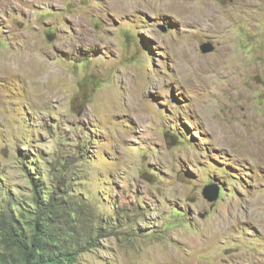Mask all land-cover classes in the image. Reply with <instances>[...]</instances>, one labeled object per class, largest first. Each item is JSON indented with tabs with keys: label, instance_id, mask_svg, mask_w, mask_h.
<instances>
[{
	"label": "rangeland",
	"instance_id": "rangeland-1",
	"mask_svg": "<svg viewBox=\"0 0 264 264\" xmlns=\"http://www.w3.org/2000/svg\"><path fill=\"white\" fill-rule=\"evenodd\" d=\"M165 3L0 0V201L119 227L74 264H264V0Z\"/></svg>",
	"mask_w": 264,
	"mask_h": 264
},
{
	"label": "trees",
	"instance_id": "trees-1",
	"mask_svg": "<svg viewBox=\"0 0 264 264\" xmlns=\"http://www.w3.org/2000/svg\"><path fill=\"white\" fill-rule=\"evenodd\" d=\"M32 175L27 201H0V264H74L82 248L98 247L107 229L118 232L116 224L95 222L87 201L70 195L67 183L41 186Z\"/></svg>",
	"mask_w": 264,
	"mask_h": 264
},
{
	"label": "water",
	"instance_id": "water-1",
	"mask_svg": "<svg viewBox=\"0 0 264 264\" xmlns=\"http://www.w3.org/2000/svg\"><path fill=\"white\" fill-rule=\"evenodd\" d=\"M214 47L211 43H206V44H203L201 47H200V50L202 53H208V52H211L213 51ZM210 186L206 187L204 189V192H203V197L205 199H207V201L211 202V201H215L217 199V196H218V188H215L213 190L212 193L208 192L207 189H209Z\"/></svg>",
	"mask_w": 264,
	"mask_h": 264
},
{
	"label": "bare ground",
	"instance_id": "bare-ground-1",
	"mask_svg": "<svg viewBox=\"0 0 264 264\" xmlns=\"http://www.w3.org/2000/svg\"><path fill=\"white\" fill-rule=\"evenodd\" d=\"M163 2V1H162ZM165 4H163L162 6H164V7H166V8H168V9H171V3L172 4H174V7L172 8V10H174V11H176V7H175V5H179L180 7H181V11H185L187 8H189V7H187L184 3H183V0H165ZM179 10V9H178ZM195 10V9H194ZM187 11V10H186ZM192 11V10H191ZM178 11H176V13H177ZM177 15V14H176ZM259 148V147H258ZM261 154V153H260ZM260 157V156H259ZM262 158V157H261ZM263 161V160H262ZM259 162H261V160L259 161ZM207 239V238H206ZM187 240V239H186ZM189 242H190V240H189ZM190 244V243H189ZM195 244L198 246L199 244H200V242H195ZM203 245V244H202Z\"/></svg>",
	"mask_w": 264,
	"mask_h": 264
}]
</instances>
